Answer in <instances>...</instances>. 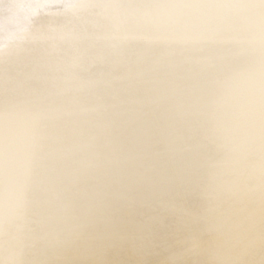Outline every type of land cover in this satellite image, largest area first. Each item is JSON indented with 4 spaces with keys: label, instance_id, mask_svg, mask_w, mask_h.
I'll return each instance as SVG.
<instances>
[{
    "label": "bare ground",
    "instance_id": "6f19581e",
    "mask_svg": "<svg viewBox=\"0 0 264 264\" xmlns=\"http://www.w3.org/2000/svg\"><path fill=\"white\" fill-rule=\"evenodd\" d=\"M154 9L161 14L149 17L153 26L183 28L177 36L178 54L169 49L157 67L191 57L196 75L188 73L176 87L171 72L149 90L140 83V73L118 83L111 123L99 121L89 132L92 138L102 131L97 148L106 150L108 143L112 159H102L101 166L89 161L77 169L70 164L66 185L70 189L69 183L82 178L84 185L92 184L85 188L87 203L82 204L86 216L94 217L93 225L110 215L118 220L114 236L102 235L105 249L118 252L129 239L139 250L153 251L152 244L166 237L169 224L173 237L196 231L191 243L201 242L185 264H233L238 257L245 260L249 253L262 252L264 0H0V44L36 37L41 41L39 30L25 27H34L45 15L65 13L70 19L67 30L52 29V39L49 33L48 53L17 56L8 72L0 73V264H43L63 249V242L77 240L70 252L81 255L96 241L74 230L78 225L52 231L50 224L57 220L49 223L45 216L54 217L59 204L45 205L40 199L38 207L43 209L35 208V194L22 209L20 187L31 169L43 171L49 160L69 154L60 148L64 133L53 128L56 118L72 109L83 116L99 109L90 103L91 89L107 75L108 65L129 57L118 37L122 21L148 17ZM139 24L136 39L147 48L165 38L160 31L147 33L150 27ZM21 26L25 29L18 30ZM124 32L132 37L130 31ZM18 53L0 48L1 58ZM1 80L8 81L1 85ZM75 84L81 88L78 98L68 96ZM46 90L51 94H43ZM65 99L69 104L62 103ZM104 126L111 128L103 132ZM119 146L123 150L118 152ZM117 158L121 167L132 169L131 174L117 172ZM44 177L49 184L55 176L46 171ZM94 178L105 183L98 182L101 190ZM13 187L16 193L10 192ZM46 194L55 201L60 196L56 190Z\"/></svg>",
    "mask_w": 264,
    "mask_h": 264
},
{
    "label": "rangeland",
    "instance_id": "374dc122",
    "mask_svg": "<svg viewBox=\"0 0 264 264\" xmlns=\"http://www.w3.org/2000/svg\"><path fill=\"white\" fill-rule=\"evenodd\" d=\"M160 14L161 12H157V10L154 9V11L147 14L148 17L142 16L141 18H138L135 21L132 20L122 21L121 30L120 29H119L120 31L117 30L120 32L118 37L121 42L125 43L127 52H129V57L128 59L120 58L115 61L117 62V64L108 65V67L105 69L107 75L103 79L99 80L98 86H96L94 89H91L89 95L90 103L92 102L96 106H99V109L90 112L89 114H85L84 116L79 114L78 110L72 109L70 112L71 114L67 116L65 114L59 118H56V121L58 123H55L53 125V128L58 126L59 130L62 133H64L63 137L60 135L61 139H63V142L60 144L61 145L60 148L67 150V153L69 152V154L63 153V155L65 154L64 157L63 156L58 157L56 161H54L55 159L49 160L47 163L48 164L47 167L43 169V171H40L39 169H35V170L31 169V171L29 172L30 174L23 180V185L22 187H20L21 191H23L22 195L20 196L21 200H23L20 202L22 209H25L24 206L29 204V198L33 197L36 194L35 198L37 199V202L35 208L37 207L40 210L43 209V206L38 207V200L40 199H42L45 205L59 204V206H56L57 211L54 217L50 215L49 217L45 216L47 222L49 223L53 222L54 219L57 220L56 222H54V226L50 224L51 227L50 229L52 231L56 230V232L59 233L60 231H64L65 228L68 226L78 225L76 228L74 227V230L79 231L82 237L84 236H88L86 238H90V236L96 237L95 238L96 241L93 240L88 245V251H86V253L81 255L70 252L75 248V246H77L78 240L77 242L76 241L75 242L73 241V243L71 242L70 245L69 244L66 245L65 242H63L64 243L63 249L60 250L58 253H52L53 254L52 258L48 261H44L43 264H71L72 258L74 259V262L72 264H185L183 262L189 260L191 254H194V252L197 251L198 249L200 250V243H201L200 241H195L191 243L192 238L195 237V236L192 237L191 235L193 234L195 235L196 231H194V233H191L190 235H187L186 237L184 235L182 236L177 234H175V236L173 237L172 232L174 233V231L171 230L169 224L166 225V227L168 228V233L166 234V237L161 236L160 239L155 240L154 243L152 244L153 246H156V248L153 251H148L151 248L148 249L141 248L139 250L138 245L134 241L131 242L132 240L129 239H125L123 243L119 245V247H117L118 252L114 251L111 248L105 249L104 247H102L103 245L102 243H104V241H102L103 237H106L108 234L111 236L112 235L114 236L116 234L115 230L118 227L117 226L118 220L115 221V218H113L114 216L110 215L106 220L101 219L100 225L99 224L93 225L92 221L94 220V217L89 215L86 216V213L84 212L85 207H83L82 204V203L84 204L87 203L84 200L85 197L87 198V193L85 192V188L87 186H91L92 184L88 183L84 185L85 182L83 181L82 178L80 180L79 179L76 180L75 182L69 183L71 184L70 189L69 186L66 185L67 182L66 180L70 175L69 173H71L72 166L75 167V169H77L76 167L78 165H83L84 163L89 161L92 163V166L95 163H98L99 166H101L102 164L99 161H102V159H104L103 162L108 160L109 157L107 153L108 151H111V148H108V143L106 146V150L108 149L107 151L103 147L97 148V143L99 142V138L102 134L101 133L102 131H98L96 134L97 136L95 135L92 138L90 137L89 132L91 128H94L95 124L98 123L99 121H101L102 123H111L112 118L110 117L113 116L112 114V111L114 110L113 107L116 105V100L118 97L117 96L115 99L113 96L114 94L117 93L118 87H120L119 85H117L118 83H120L123 79L125 81H127L128 79H133L136 73H140V83L142 85H145V87L148 88L149 90V88L152 89L158 83L163 82L165 78L170 76L171 72L173 73L175 72L174 74L175 79L173 80L178 81V84L176 83L175 85L176 87H178L184 83L183 80L182 81L179 80L182 79L185 75L191 72L195 74V72L193 71L194 69L192 68V65L195 61L192 60L191 57L189 60H186L184 62H179V64L177 63L172 64L171 62H166L165 64L158 65L159 67H157L156 64L160 62V58L163 57L164 54L169 49L173 51L172 52L173 55L176 53L178 54L177 51L178 48L181 47V45L177 41L178 39L177 36L182 35L179 32L180 30H183V28L181 27L176 31L166 26L157 27L156 25L158 24L153 26L154 21H149L150 20L149 17L151 16L152 18L153 17L157 18ZM67 17L69 16L66 15L65 13H60L57 14L56 16L45 15L43 18L40 17L38 20H36L37 22L35 21L34 27L33 25L30 27L24 26L26 28L25 29L23 26H21L18 30L20 29L21 30L25 29L27 31L28 30L31 31L34 29L39 30L40 35L38 34L39 35L38 38L42 40L41 41L34 40L37 39V37L31 39V41L29 39L28 41L31 42L30 46H28L29 45L28 41L26 40L23 41L22 39L18 41L14 40L15 43L5 42L4 44H0V48L3 49L6 48L7 51L14 49V51L18 50L19 52L17 55L11 56L8 59H6V57L4 58L0 57V73H5V72L7 73L9 70L8 67L12 65L14 61L16 62L19 60V57L17 56H21V57L23 56L22 58H25L26 56L32 55L36 52H38V54L48 53L49 42L52 39L51 32L54 29L65 31L67 30L68 27H70L69 26L70 19H68ZM142 22L150 27L149 30H146V32L151 30L152 33L154 34V32L159 33L160 31L161 36L165 37V38L163 37L164 38L163 41L162 42L160 40L152 41L149 48H147L148 44H144L142 41L136 39L137 30L142 29V27L140 26L141 24L139 23ZM246 22L247 21H245V23ZM90 23L91 21L90 22L86 21V24L90 25ZM135 23L138 25H135ZM119 24H121V22ZM56 26L57 28H55ZM107 30L108 27L106 26L104 32ZM124 30L130 31L132 37L127 38ZM49 33L51 34V39H49L50 38ZM140 37L143 36L140 35L139 39ZM93 42L96 45L99 44V41L94 40ZM31 44L33 45L31 46ZM101 44L105 46V48H108L107 46H109L108 42L105 40H103ZM100 46L101 45H99V48ZM108 55H110V53ZM46 57L48 58L49 56ZM156 60L158 61L156 62ZM2 77H6V75L3 74ZM22 78L26 79L23 75ZM31 79L32 78H30V80ZM173 80L171 82H173ZM6 81L8 80H1V85H4ZM31 81L34 82L35 80H31ZM79 89L81 90L80 87H77V84L71 85V91L68 92L69 93L68 96L74 95V97L78 98L77 92L79 91ZM43 94L49 95L51 94V92L50 90H46L43 92ZM62 103L69 104L68 99H65V101H63ZM112 105L114 106L112 107ZM63 106L67 110V106L66 105ZM49 127L51 128L52 126L49 125ZM104 127L105 129L103 130V132L107 128H111V126L110 127L104 126ZM68 128H73V130L74 129L75 130L73 133H69L70 131L68 130ZM48 132L53 133L52 130ZM75 142L78 143L76 145V148L71 145L72 143L74 144ZM110 144H112V142ZM41 149L42 148H39V150ZM112 149L114 148L112 147ZM120 150H123L122 146H119L118 152ZM46 154L48 155L49 158L50 154L48 153ZM114 156H116L115 151H114ZM110 159L112 158H109V160ZM55 164L59 167H56ZM115 164L117 165L116 169L118 173L122 172L123 175H127V173L129 172L131 174L132 169H126V167L125 168L121 167L118 158L116 159ZM46 171H48L50 175L55 176L52 180L49 179L50 180L49 184L47 182L48 178L44 177V173ZM94 181L96 183L101 182V184L105 186V183L102 182L100 178L97 179L94 178ZM73 184L76 185L73 186ZM17 185L18 184H16L15 187ZM97 185L100 187L101 190L102 185L100 186L99 183ZM14 190L16 193L17 188L14 189V187L12 188V190H10V192ZM53 190H56L57 193L60 194L57 201L50 199L49 198L50 195L46 194L47 191L52 192ZM7 192L4 195L6 196L9 195V193ZM68 194L74 198L76 196V200L68 201V197H67ZM45 196L49 199H46ZM52 200L55 202L53 203ZM176 206H180V205L178 204ZM184 208H186V206ZM103 224L106 225L107 230L105 229ZM85 229L87 231L84 233ZM154 234L155 232H153V235ZM260 251L262 252L249 253L245 257L246 258L245 260H243L244 258L238 257L237 260L234 259L232 263L233 264L234 263L264 264V248L263 250ZM121 252L123 253L122 256L120 255L115 257V255H113V253L121 254ZM94 256H96V258L98 257V259L101 260L94 263V259H93Z\"/></svg>",
    "mask_w": 264,
    "mask_h": 264
}]
</instances>
